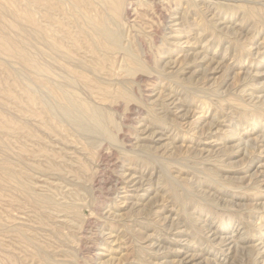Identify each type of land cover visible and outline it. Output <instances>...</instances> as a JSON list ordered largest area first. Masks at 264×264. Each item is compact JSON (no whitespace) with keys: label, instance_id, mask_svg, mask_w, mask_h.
Segmentation results:
<instances>
[{"label":"rangeland","instance_id":"obj_1","mask_svg":"<svg viewBox=\"0 0 264 264\" xmlns=\"http://www.w3.org/2000/svg\"><path fill=\"white\" fill-rule=\"evenodd\" d=\"M0 264H264V0H0Z\"/></svg>","mask_w":264,"mask_h":264},{"label":"bare ground","instance_id":"obj_2","mask_svg":"<svg viewBox=\"0 0 264 264\" xmlns=\"http://www.w3.org/2000/svg\"><path fill=\"white\" fill-rule=\"evenodd\" d=\"M58 1V0H57ZM134 2V1H133ZM133 2L132 3H130L129 2V4H127V5H122L120 2H118L117 4H119L118 5V8H120L121 7V9H122V12L121 13H124L126 16H128V15H130V10H131V7L133 6ZM125 3V2H124ZM126 3H128V2H126ZM117 8V9H118ZM87 21V20H86ZM88 24V23H87ZM95 25V28H96V33L99 35V37L103 40V41H105V42H107V43H109L113 48H120L121 47V37H120V34H119V30L117 31V30H114V29H112L110 26H109V24H108V22L106 21V20H104V21H102V22H100L99 24H94ZM88 36V35H87ZM89 37V36H88ZM99 40V39H98ZM93 44V43H92ZM108 44V45H109ZM117 51V50H116ZM127 55H128V53H126ZM138 61V60H137ZM137 61H135L134 62V70H141L143 67H142V65L139 63V62H137ZM133 62V61H132ZM145 67V66H144ZM129 72V71H128ZM122 94H124V91H123V93ZM129 94V93H128ZM123 96H126L127 98L128 97H130L131 98V96H129V95H123ZM121 97H122V95H121ZM126 99V98H125ZM130 100V99H129ZM105 106V105H104ZM88 107V108H87ZM87 107H85L86 109H85V111L86 112H91V115H90V117H87V118H91V124L90 125H88L89 123H85L82 119H80V118H82L81 116H83V114L80 116V118H74L73 116H72V110H74V108H75V106L74 105H70V106H63V107H61V111L63 112V114L66 116V117H68L69 119H71V120H69V121H72V123L77 127V128H79V129H81V130H85V131H88L91 127H93V128H97V129H100V130H105V120L103 119V117L105 116V114H104V112L102 111V110H100V109H98V108H92V107H89V106H87ZM53 108V107H52ZM76 111H78L77 109H76ZM55 112H56V110H55ZM58 113V112H57ZM55 114V113H54ZM106 118V117H105ZM85 120H86V118H85ZM88 120V119H87ZM87 122H89V121H87ZM91 126V127H90ZM107 127V126H106ZM107 130H108V128H107ZM106 130V131H107ZM98 131V130H97ZM110 131V130H109ZM94 132H95V130H94ZM99 132V131H98ZM97 132V133H98ZM101 132V131H100ZM99 132V133H100ZM108 133V132H107ZM108 135H109V133H108Z\"/></svg>","mask_w":264,"mask_h":264}]
</instances>
